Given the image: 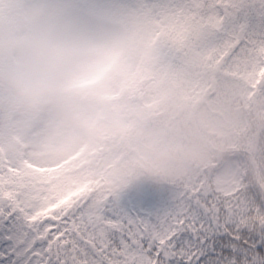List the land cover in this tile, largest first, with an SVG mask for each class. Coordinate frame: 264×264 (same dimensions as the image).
Wrapping results in <instances>:
<instances>
[{
	"label": "snow or ice",
	"instance_id": "1",
	"mask_svg": "<svg viewBox=\"0 0 264 264\" xmlns=\"http://www.w3.org/2000/svg\"><path fill=\"white\" fill-rule=\"evenodd\" d=\"M264 44V0H168ZM259 38V39H257ZM0 264H264V194L235 202L140 187L95 204L0 166Z\"/></svg>",
	"mask_w": 264,
	"mask_h": 264
},
{
	"label": "rangeland",
	"instance_id": "2",
	"mask_svg": "<svg viewBox=\"0 0 264 264\" xmlns=\"http://www.w3.org/2000/svg\"><path fill=\"white\" fill-rule=\"evenodd\" d=\"M79 3L99 16L97 41L120 52V68L97 95L23 114L6 112L5 134L0 133V163L20 167L28 161L38 167H72L76 171L77 166V171L82 170L86 163L94 161L100 146L103 155L108 153L116 135L124 132V125L114 114L110 120L105 115L132 77L131 70L162 66L171 60L167 52L175 39L165 18L176 10L168 7V0ZM230 42L224 57L226 67L202 92L196 106L195 137H206L205 144H193L194 149L186 154L190 162H183L192 178L201 177L200 168L210 171L212 186L224 199L238 196L247 188L251 193L263 194L259 186L250 182L249 174L254 161L258 169H263L264 151L249 159L239 149L249 146L245 143L248 139L255 150H264V44H249L247 38L241 40L234 35ZM184 176L182 173L180 179ZM72 178L79 183L78 177ZM51 181L56 183L51 188L59 195L67 193L68 185L59 179Z\"/></svg>",
	"mask_w": 264,
	"mask_h": 264
},
{
	"label": "trees",
	"instance_id": "3",
	"mask_svg": "<svg viewBox=\"0 0 264 264\" xmlns=\"http://www.w3.org/2000/svg\"><path fill=\"white\" fill-rule=\"evenodd\" d=\"M202 14H207V10L200 9L195 16L174 11L165 18L175 39L167 52L171 60L166 65L131 70L132 77L126 82L124 94L115 99L110 111L124 125V132L116 135L108 153L103 155L102 146L98 148L97 158L87 163L83 174L77 176L81 186L72 184L67 197L103 204L147 186L173 194L182 189L180 195L202 194L225 201L214 192L210 171L200 168L201 179L192 178L183 164L190 162L186 154L194 149L193 144H205L206 137H195L196 106L202 92L216 81V75L223 71L220 69L226 67L224 57L230 38L237 36L201 20ZM5 111L0 108V122ZM245 143L249 146L240 147L239 152L249 159L257 158L255 154L264 151L255 150L248 139ZM255 163L249 180L264 194V167L258 169ZM52 173L47 167L27 163L19 169V178L25 183L49 188L51 178L54 179ZM182 173L185 176L180 179ZM60 176L69 181L72 172L67 170ZM251 194L246 189L226 201L235 202Z\"/></svg>",
	"mask_w": 264,
	"mask_h": 264
},
{
	"label": "clouds",
	"instance_id": "4",
	"mask_svg": "<svg viewBox=\"0 0 264 264\" xmlns=\"http://www.w3.org/2000/svg\"><path fill=\"white\" fill-rule=\"evenodd\" d=\"M79 0H0V108L23 114L99 94L120 52Z\"/></svg>",
	"mask_w": 264,
	"mask_h": 264
}]
</instances>
